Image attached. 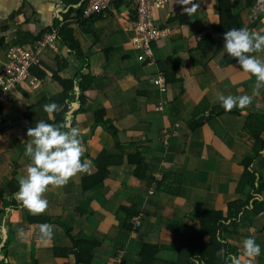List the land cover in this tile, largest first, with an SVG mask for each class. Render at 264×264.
Returning <instances> with one entry per match:
<instances>
[{"label": "crops", "instance_id": "0c3cea01", "mask_svg": "<svg viewBox=\"0 0 264 264\" xmlns=\"http://www.w3.org/2000/svg\"><path fill=\"white\" fill-rule=\"evenodd\" d=\"M193 5L198 6L187 15L184 8ZM68 9L62 0H0V72L10 48L32 46L61 25L72 29L79 44L75 54L59 42L56 53L46 50L36 73L45 77L31 73L32 81L13 91L7 105L0 104V264H76L67 231L74 241L97 244L88 264H142L144 245L162 248L159 261L176 263L169 226L199 230L203 211L226 216L231 203L244 204L251 197L264 201V190L256 194L257 186L264 185V147H257L245 131L255 117L264 123V89L254 99L262 105L259 110L250 106L226 112L216 99L218 94H251L255 78L222 54L223 34L241 27L264 34V10L256 0H191L183 6L169 0L153 11L154 25L167 32L153 43L149 60L140 59L133 44L134 16L128 5L115 3L86 25L76 21V12L66 14ZM47 29L51 31L43 33ZM75 55L85 61L80 74L90 79L82 103ZM256 55L264 59V54ZM58 60L66 64L61 71ZM53 73L74 82L75 98L64 121L81 130L82 159L104 154L110 165L103 183L88 190L82 181L97 174L93 161L90 173L50 188L45 193L48 209L33 216L16 202L8 185L14 181L18 191L17 177L29 163L24 156L30 127L26 115L34 116V126L55 120L43 110L63 92ZM158 77L165 81V93L154 85ZM73 104L79 108L67 124ZM96 114L116 129L120 148L110 133L95 126ZM137 156L147 167L143 179L134 176L131 160ZM245 161H252L248 170L256 184L254 190L245 186L238 192ZM134 217L140 218V226L131 224ZM28 218L50 220L53 239L40 242L41 223ZM19 228L25 230L23 239ZM222 237L237 256L243 240L255 238L261 253L252 264H264V213L249 218L237 234ZM242 264H248L247 258Z\"/></svg>", "mask_w": 264, "mask_h": 264}, {"label": "clouds", "instance_id": "9594fccd", "mask_svg": "<svg viewBox=\"0 0 264 264\" xmlns=\"http://www.w3.org/2000/svg\"><path fill=\"white\" fill-rule=\"evenodd\" d=\"M183 5H188L191 0H178ZM198 5L184 8L187 15H191ZM222 54L234 58L239 68L250 77H254L251 94L224 95L218 94L216 99L221 107L230 112L234 108L241 111L250 106L259 110L262 105L254 99L260 96L264 89V59L256 54H264V34L258 31H250L246 27L231 28L223 34ZM55 103L45 104L43 110L46 113L57 111ZM27 141L24 156L28 158L25 173L17 177L18 191L13 198L30 215H41L48 209V200L45 198L50 188H61L70 179L81 173H90L93 163L91 160L82 159L85 147L81 140V130L78 127H69L65 124L55 125L43 120L37 121L35 127L27 130ZM18 236L23 239L25 230L19 228ZM54 237V226L49 223L40 224L38 227V239L42 243H49ZM224 243L223 240L219 241ZM261 253L260 245L255 238L247 237L242 242L240 256L228 254L219 249L216 255L225 258V264H242L247 258L248 264H252ZM197 264H200L198 261Z\"/></svg>", "mask_w": 264, "mask_h": 264}, {"label": "trees", "instance_id": "16d2710c", "mask_svg": "<svg viewBox=\"0 0 264 264\" xmlns=\"http://www.w3.org/2000/svg\"><path fill=\"white\" fill-rule=\"evenodd\" d=\"M65 5L69 6L68 12L66 14H70L72 12H76V21L81 25H86L88 23L87 20H91V18L86 20H79L81 16V12L86 5V1H84L80 6L73 8L75 5L79 3V0H62ZM97 16V15H95ZM218 31V28H215ZM51 30L47 29L43 31V33L50 32ZM219 32V31H218ZM223 34V32H219ZM57 38L59 43H61L65 48L70 51L72 54H75L79 44L75 40L73 36V31L71 28L61 25L57 28ZM75 61L80 65L79 73L75 79L78 80L79 89H80V98L79 100L83 101V93L87 90L86 86L87 80H90L84 75L80 74L82 70V66H84L85 61L77 55L74 56ZM57 61L58 71H61L66 67L64 62ZM84 62V63H83ZM38 69H42L41 63L39 66L33 68L31 73L36 75L38 79H42L45 77V73H41L39 76L36 74ZM52 79L55 80L62 88L63 92L54 100H51L50 103H55L58 105V108L62 107V110L59 113L55 112L54 121H48L47 123H52L55 125L65 124L64 116L68 111V107L70 103L74 101V82L73 81H64L61 80L57 73L52 74ZM88 87V86H87ZM102 114L95 115V126H99L106 130L108 133L116 141V146L120 148V145L116 139V129L106 120H103ZM27 119H29L30 127H35V119L34 116L30 113L26 115ZM253 127L246 126L245 131L253 138L255 145L257 147L263 148L264 141L261 139V135L264 134V123L258 119V117L254 118ZM29 127V128H30ZM26 130V129H25ZM28 130V129H27ZM106 156L101 154L95 160H92L97 169V174L94 177H89L83 179L82 186L84 190H88L93 186H98L103 183L107 176V168L109 167L108 159H104ZM136 166V170L134 172V176L137 179H143L146 172L147 167L143 164L141 158L139 156L135 157L131 160ZM252 161H245L244 163V172L242 175V180L238 185L237 191L240 192L245 186H248L254 190L256 184V177L248 170ZM90 181V184H87ZM14 185H17L14 181L10 182L8 188L10 192L14 194L16 190L13 189ZM256 189V194L260 195V193L264 190V185L259 184ZM18 189V188H17ZM254 197H251L247 203L235 202L228 205V211L226 216H223L220 212H211V211H203L198 217L199 222V230H190L184 226L176 227L169 226L168 231L171 233L173 240L170 246V250L176 252L178 255V260L176 263H164L159 261L156 256L162 250V248L150 245H144L141 252V263L142 264H197L199 261L200 264H225V258L218 257L216 253L219 249L223 248L225 250V257L228 254H232L237 256V251L235 248L229 246L224 240V234H237L238 230L241 226L248 222L249 218H255L260 214L264 213V201L253 200ZM250 201L252 203L250 204ZM13 205V202L11 203ZM16 206L14 203L13 207ZM251 208V209H249ZM28 216V215H27ZM29 219V218H28ZM29 222L38 221L41 224L49 223L51 221L48 219H29ZM67 236L70 239L73 245V252L75 256L76 264H88L91 257L89 252L97 246L96 243H87L82 241H74L67 231ZM223 240L224 243H220L219 241ZM1 263V262H0Z\"/></svg>", "mask_w": 264, "mask_h": 264}, {"label": "built area", "instance_id": "2783aa9c", "mask_svg": "<svg viewBox=\"0 0 264 264\" xmlns=\"http://www.w3.org/2000/svg\"><path fill=\"white\" fill-rule=\"evenodd\" d=\"M124 3L133 10V39L134 46L140 52V59L153 57L152 45L162 37L167 30L154 25L153 11L167 5L169 0H87L79 20H86L94 15L107 12L115 3ZM259 9L264 10V0H256ZM57 27L47 33L38 43L29 47H12L6 55V63L0 72V104L7 105L10 96L19 86L30 80L31 70L41 63L42 55L46 50L53 53L57 51ZM37 82V81H35ZM154 85L160 93H165V81L158 77ZM134 227L140 226V218L131 220Z\"/></svg>", "mask_w": 264, "mask_h": 264}, {"label": "water", "instance_id": "95a60500", "mask_svg": "<svg viewBox=\"0 0 264 264\" xmlns=\"http://www.w3.org/2000/svg\"><path fill=\"white\" fill-rule=\"evenodd\" d=\"M76 91L78 92V90H76ZM78 108H79L78 104H73V105H71V109H70V111L68 112V114H67V118H66V119H67V124H69L73 112L76 111ZM2 234L5 236V231H2Z\"/></svg>", "mask_w": 264, "mask_h": 264}]
</instances>
